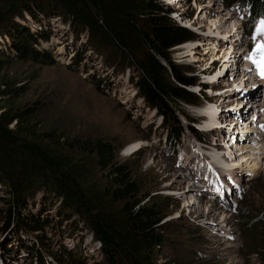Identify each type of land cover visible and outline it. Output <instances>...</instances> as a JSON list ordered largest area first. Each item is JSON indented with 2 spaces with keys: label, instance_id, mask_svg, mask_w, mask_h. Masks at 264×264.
Returning a JSON list of instances; mask_svg holds the SVG:
<instances>
[{
  "label": "trees",
  "instance_id": "16d2710c",
  "mask_svg": "<svg viewBox=\"0 0 264 264\" xmlns=\"http://www.w3.org/2000/svg\"><path fill=\"white\" fill-rule=\"evenodd\" d=\"M234 4L247 9L243 31L254 53L252 35L264 19V0H224L221 5L229 9ZM172 12L159 0H0V39L20 59L59 66L52 53L37 48L40 41L49 40V33L32 34L18 21L25 15L32 20L58 17L76 35L85 33L89 50L113 75L136 73L129 82L145 105L162 117L164 149L175 157L184 128L172 105H198L200 98L187 90L198 84L197 79L184 74L169 53L198 36L174 23ZM10 53L0 49V191L6 194L0 206V237L11 236L15 244H0V250L9 252L14 246L13 252L24 250L35 264H87L72 250L48 249L45 229L56 223L72 235L82 229L91 235L101 256L93 264H212V260L193 262L176 256L158 263L160 250L172 243L163 223L170 214L162 205L168 199L147 192L130 167L116 160L118 149L112 142L46 127L40 119V103L17 104L18 89L5 74ZM81 62L77 58L74 66ZM201 97L208 99L203 91ZM188 129L196 139L207 137ZM37 194L41 200L35 209ZM245 221L242 249L247 255L257 254L258 263L264 264V203ZM27 235L30 245L21 238ZM5 256H1L4 263L12 260Z\"/></svg>",
  "mask_w": 264,
  "mask_h": 264
},
{
  "label": "rangeland",
  "instance_id": "374dc122",
  "mask_svg": "<svg viewBox=\"0 0 264 264\" xmlns=\"http://www.w3.org/2000/svg\"><path fill=\"white\" fill-rule=\"evenodd\" d=\"M159 1L163 7H172L173 12L170 14V18L174 23L186 30L190 31L191 29L192 33L195 31L197 34H194L198 36L196 41H188L172 48L169 51L171 61L180 67L184 74L197 79L196 83L198 84L193 87L196 90L199 84H205L206 88L210 86L207 90H211L214 96L222 91H227L228 97L226 98L228 102L233 101V104L225 105V107L231 108L227 109L229 114L224 118V123L236 131V134H231V136L236 138V144L240 145V149H243L246 144L251 146L253 151L245 153L246 157L257 156L256 160L260 169L255 175L253 173L256 170L251 171L252 174H250L247 171L249 166L244 162L245 155L238 157L239 149L238 147L234 149L236 154L234 160H236V164L238 162L239 166L235 174L241 173L234 180H228L223 185L222 189H226L223 200L219 199V195L214 194L213 190H209L208 193L204 191L203 193L208 196H201L188 189L193 183L192 179L191 181L188 179L190 176L202 178V169L198 167L202 165L200 161L195 165L187 164V160L182 159L189 152V149L188 151L184 150L187 146V138H190L189 134L183 135L184 146L178 158L163 149L165 130L160 125V115L154 109L147 107L144 101L140 100L141 98L138 99V96L135 95L137 94L136 88L129 82L130 77L136 76V73L132 70L127 73L126 70L119 75H113L112 70H107L103 65L101 58L89 50L85 33L81 32L76 35L73 28L68 22L62 21L63 19L40 16L38 20H32L31 17L25 15L22 20L18 21L32 34L41 31L49 33V40L41 41V44L45 50L52 53L54 59L60 64L59 66H50L44 61L35 63L28 58L20 59L16 54L10 53L11 47L8 42L0 39V49H5L11 54V57H7L8 65L5 74H8V78L15 83V88L18 89L16 103L20 105L22 103H40V119L46 127L60 128L72 136L104 139L112 142L118 149L116 160L130 167L134 176L144 185L147 192L151 196L156 195L161 197L160 199H168V202L162 205L168 206L170 214L163 223L167 226L165 235L172 243L160 250L158 263L176 256L181 260L192 259L193 262L200 258L204 261L212 260V264H259L257 254L247 255L246 251L242 249L244 244L241 234L242 224L246 223L245 219L253 217L264 203V153L259 154L256 149H253L254 145L259 143L258 139L253 135H249L250 137L245 139L240 131L244 125L251 124L254 127L264 123V79L256 72L253 74L252 80L249 81V85L252 87V92L249 94L253 98L245 107L247 103L235 99L234 89H231V93L228 92L230 71L224 68V65L217 69L214 67L217 63L213 61L217 60L216 56L225 60L224 56L228 55L230 50L226 42L229 46L234 43L235 46L232 48L234 51H232L236 53L231 54L235 57H237L236 54L242 52L244 47L248 46L249 41L244 35H241L240 41L236 39L234 42L232 38L235 37V34L232 36L229 34L231 30H234V27L240 30L241 23L244 22V15L238 12L235 7L229 11L223 9L221 4L224 0H179L177 3L176 0ZM205 15L206 18H203ZM214 21L215 24H211ZM217 28L220 32H224V36H231V38L223 39L217 36L218 33H215L218 31ZM207 29L215 31L210 36ZM263 30L264 25H260L257 45L264 42V38L261 39ZM204 37H206L205 40L202 39ZM210 38L226 41L224 45L227 50L223 49V45H221L222 48L219 50L223 49L222 51L211 54L210 50L206 54L208 50L205 47L202 50L205 51L203 54L199 47L207 45L206 42H208V46L210 43L212 44ZM187 46L192 47L193 55H190V47ZM210 46L212 48L213 44ZM199 55L204 56L201 58ZM255 55L257 58L259 53L257 52ZM194 57L197 61L192 60ZM77 58H81L82 62L74 66V60ZM239 59H243L239 66L240 69L250 67L246 52H243ZM66 66H70V69H66ZM198 68L200 69L198 70ZM233 73V80L236 84L242 79L244 80L245 73L239 71L238 68ZM205 95L208 96L207 93ZM199 98L200 103L197 107L179 102L172 105L173 111L177 113L184 126L187 122H197L196 109L206 105L205 100L201 96ZM212 102L215 107L226 103L217 98ZM255 105L262 107L259 112H256ZM234 108L235 111H239L237 117L234 114ZM215 112H217V108ZM243 112L245 113L242 115ZM185 131L187 129L184 127L183 132ZM262 134L263 149L260 150L264 151V131ZM241 138L243 139L241 140ZM257 140L258 142H256ZM133 144L137 147L127 151ZM232 183L236 184L234 190L231 186ZM220 188L221 186L216 188L215 192H218ZM38 195L33 198L35 200L33 205H37L35 209L39 208L41 200V196ZM191 197L194 199L200 197L201 200L192 204L194 200ZM189 198L192 199V202L187 205L186 201ZM1 199H6V194L0 191V206ZM28 210L30 211L31 207ZM241 214L247 218H241ZM64 227L63 224L55 223L53 228L45 229L44 236L47 239L48 249L52 252L61 249V247L64 251L72 250L74 255H81L87 264H93L96 260L101 259L99 250L96 249L98 243L92 240L86 230L80 227L83 231H75L72 235L70 231L65 232ZM21 238H24L23 241L26 242V245H30L29 235ZM8 242L12 245L15 244L11 236L0 237L1 245L6 246ZM13 247H10L9 252L0 250L1 256L4 253L12 259L9 264H34V260H31L24 250L16 253L13 252ZM60 258L63 260L62 255Z\"/></svg>",
  "mask_w": 264,
  "mask_h": 264
},
{
  "label": "bare ground",
  "instance_id": "6f19581e",
  "mask_svg": "<svg viewBox=\"0 0 264 264\" xmlns=\"http://www.w3.org/2000/svg\"><path fill=\"white\" fill-rule=\"evenodd\" d=\"M174 1V0H173ZM179 0H176L175 2L177 3ZM171 4H173V3H171ZM247 10V9H246ZM203 18H206V15H205V17H203ZM204 20V19H203ZM223 22L221 21V24H222ZM211 24H215V21L212 23L211 22ZM218 29V28H217ZM233 29V28H232ZM208 33H210L209 35L211 36V34L212 33H214V31H212V30H210V29H207L206 30ZM218 33L217 34V36H219V37H222L223 39H226V38H231V36L233 35V34H237L238 33V31L234 28V30H231V32L229 33V34H231V36H224V32H220V30L218 29V31H215V33ZM222 35V36H221ZM228 35V34H227ZM215 39H218V38H215ZM221 40V41H219L218 42V44H222L223 45V49H225L226 48V45H224L225 44V42L226 41H224V40ZM238 39V38H237ZM210 40V39H209ZM208 41V40H207ZM233 41V40H232ZM238 41H240L239 39H238ZM216 42L217 41H214L212 44H213V47L211 48V46L210 45H212L211 43L209 44V46H208V42H206L207 43V45H205L204 47H206L207 48V50H208V52L206 53V54H208L209 53V51L211 50V54L212 53H216L217 51H218V47H217V45H216ZM235 42V41H234ZM198 43V42H197ZM203 43V42H202ZM205 44V43H204ZM226 44H227V47H229V49L231 50V52H230V50L228 51L229 53H227L228 55H226V56H228V60H231V61H233V62H237V60L236 61H234L235 60V56H231V55H233V54H231V53H236V52H233L234 50L232 49L235 45H234V43L232 44V45H230L229 46V44L226 42ZM195 45V44H194ZM198 45V44H197ZM187 47H190V55H193V53H192V47L191 46H187ZM195 47V46H194ZM201 47H203V46H201ZM216 47V48H215ZM220 48H222V47H220ZM213 50V51H212ZM226 50H227V48H226ZM225 50V51H226ZM233 50V51H232ZM243 52H245V50H243L242 52H241V54H239V56H238V62L236 63V64H240L241 63V61L243 60V59H239V57H240V55L242 56V53ZM205 53V51L203 52V54ZM209 56V55H208ZM216 56V55H215ZM216 59L217 60H213V61H215L216 63H217V65H214V67H216L217 69H219L223 64L221 63L222 62V58H217V56H216ZM192 60H196L197 61V59L194 57ZM226 60V59H225ZM212 61V62H213ZM223 62H224V60H223ZM228 63H229V61H227ZM209 64V63H208ZM234 64V63H233ZM224 68H226V65H224L223 66ZM243 70V69H242ZM219 78V77H218ZM247 80V79H246ZM216 81V80H215ZM214 81V82H215ZM256 88H257V86H255ZM254 87V88H255ZM250 89V90H249ZM251 89H252V87L249 85V82H247V83H244L243 85H241V86H238V87H236V89H235V91H239V90H243L244 92H245V94H248V97H250V94H251ZM256 90V89H255ZM249 92H250V94H249ZM227 96V95H226ZM247 97V98H248ZM217 99L219 100V97H217ZM264 99V98H263ZM225 100H227V98L225 97ZM225 100H222V102L223 101H225ZM233 104V103H232ZM231 104V105H232ZM214 105H209V106H207V107H210V108H202L201 110H199V116H202V117H207V121L206 122H204L203 123V129H205L204 131H207L208 130V128L210 127V125L213 123V120H214V116H215V110H216V108L217 107H213ZM212 107V108H211ZM230 108L231 107H228V108H225V109H221V113H220V118H222V121H221V124H222V126L225 128V129H227V130H229L230 129V131H228L227 133H230L229 135V137H231V134L232 135H235L236 134V131H234L231 127H227V125H226V123H224L225 121H224V118L226 117V115L227 114H229L228 113V110L227 109H229L230 110ZM262 107H260V105L258 106H256L255 105V109H256V112H259L260 111V109H261ZM252 109V107L250 108V110ZM236 109L234 108V110L233 111H235ZM231 113V112H230ZM244 114V113H243ZM242 114V115H243ZM256 118V117H255ZM263 122H264V120H263ZM262 125H264V123L263 124H258V125H256V126H254V127H252V125L251 124H249V125H244L242 128L243 129H241V131H240V134L241 135H244V137H245V139H248V137H250L249 135H253L256 139H258L259 140V143L256 145H254V147H253V149H256V152L257 153H259V154H262V153H264V151L263 150H260V149H263V138H262V136H263V134H262V130H261V126ZM241 135H239V136H241ZM237 136V135H236ZM253 137V138H254ZM258 140L256 141V142H258ZM146 143V142H145ZM246 144V143H245ZM132 147H130L129 149H127V151L128 150H132V149H135L136 147H137V145H135V144H133V145H131ZM240 145H238V149H239V152H238V157H244V155H245V153H249V151H253L252 150V148H251V146L249 145V144H246V145H244L245 147L242 149H240V147H239ZM187 150H188V148H187ZM229 151H232V149H230ZM228 152V151H227ZM226 154V153H225ZM244 154V155H243ZM264 155V154H263ZM256 155H250V156H247L246 157V155H245V158H246V160L244 161V162H246V164H247V166H249L248 167V169H247V171L250 173V174H252L251 173V171H255L253 174L255 175V173L257 172V170L258 169H260V166H259V163H258V161L256 160ZM264 157V156H263ZM196 159H198V160H200V154L197 152V151H193V152H188L187 153V160H189V161H195ZM201 160L203 161V158H201ZM238 160V159H237ZM240 160H241V158H240ZM239 160V161H240ZM259 160V159H258ZM242 161V160H241ZM249 161V162H248ZM237 164H238V162H237ZM177 165H178V163H177ZM244 165V164H243ZM226 166H228L227 168H232V166H234V169H236L237 167H239L238 165H236V163H235V165H234V160L233 161H228L227 163H226ZM241 173V172H240ZM240 173H238V174H235L234 173V177L233 178H231L232 180H234L237 176H239L240 175ZM252 176V175H251ZM241 177V176H240ZM205 178H207L206 179V181H208V183H212V181H213V179H212V177H205ZM202 180L203 178H196V181H198V180ZM229 178L228 177H226L225 178V180H228ZM190 185V184H189ZM238 185V184H237ZM236 188V184L234 183L233 185H232V189L234 190ZM188 189H190V191H192V189L193 188H191V185L188 187ZM221 192L220 193H218L217 195H220V197H222V200L225 198V196L223 195L225 192H226V190H220ZM214 193H216V192H214ZM222 194V195H221ZM192 199H193V197H191ZM191 198H189V200L188 201H186V204L187 205H189L191 202H192V199ZM199 199H200V197L199 198H197L196 200H194L193 201V203L192 204H194L196 201H199ZM220 199V198H219ZM201 200V199H200Z\"/></svg>",
  "mask_w": 264,
  "mask_h": 264
},
{
  "label": "snow or ice",
  "instance_id": "6c2138e0",
  "mask_svg": "<svg viewBox=\"0 0 264 264\" xmlns=\"http://www.w3.org/2000/svg\"><path fill=\"white\" fill-rule=\"evenodd\" d=\"M261 23L264 24V21H262ZM256 51L258 53H261V59L257 61L252 56H250L249 59L250 62L253 63L259 70L258 75H260V77L264 79V45H257ZM261 130L264 131V125L261 126Z\"/></svg>",
  "mask_w": 264,
  "mask_h": 264
},
{
  "label": "built area",
  "instance_id": "2783aa9c",
  "mask_svg": "<svg viewBox=\"0 0 264 264\" xmlns=\"http://www.w3.org/2000/svg\"><path fill=\"white\" fill-rule=\"evenodd\" d=\"M237 8L236 7V5L235 6H233L232 8ZM232 8H229L227 11H229V10H231ZM247 20V18H244V22ZM235 28V27H234ZM237 28V27H236ZM235 28V29H236ZM236 30H238V33L237 34H235V37L234 38H232V40L234 41V40H236L237 38L238 39H240L241 38V35H244V31H243V25H242V23H241V26H240V30L237 28ZM244 37H245V35H244ZM246 49H247V47L245 48H243V50H245L246 51ZM223 50V49H222ZM242 50V51H243ZM241 52V51H240ZM239 54H241V53H239ZM239 54L237 55L236 54V58H235V60L234 61H236L237 60V62H238V56H239ZM231 56H235V55H231ZM224 58H228V56H224ZM223 59V58H222ZM237 62H233V61H231L230 60V64H232V65H226V68L231 72V73H233L234 72V66H236L237 64ZM234 63V64H233ZM213 71V70H212ZM211 71V72H212ZM234 74V73H233ZM240 84H243V80H241L240 81ZM195 194V193H194ZM199 198V197H198ZM197 199V198H196ZM196 199H194V197H193V200H196ZM98 247H99V245H98ZM98 247H96V249L98 248Z\"/></svg>",
  "mask_w": 264,
  "mask_h": 264
},
{
  "label": "clouds",
  "instance_id": "9594fccd",
  "mask_svg": "<svg viewBox=\"0 0 264 264\" xmlns=\"http://www.w3.org/2000/svg\"><path fill=\"white\" fill-rule=\"evenodd\" d=\"M224 9V8H223ZM226 10H228V9H226Z\"/></svg>",
  "mask_w": 264,
  "mask_h": 264
}]
</instances>
